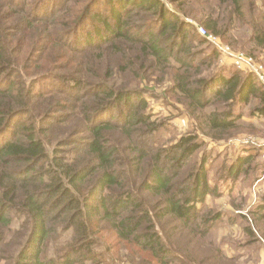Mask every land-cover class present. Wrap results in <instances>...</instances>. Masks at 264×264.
I'll return each instance as SVG.
<instances>
[{"label":"trees","instance_id":"trees-1","mask_svg":"<svg viewBox=\"0 0 264 264\" xmlns=\"http://www.w3.org/2000/svg\"><path fill=\"white\" fill-rule=\"evenodd\" d=\"M46 1L0 0V259L173 264L185 256L203 264L201 241L222 216L203 211L217 192L205 158L187 167L202 144L192 134L158 141L163 126L146 96L155 88L139 85L166 75L170 91L196 109L212 95L226 107L206 115L212 131L236 127L243 115L235 107L253 97V113L264 115L254 73L202 74L193 42L207 39L182 18H198L224 41L248 25L264 51V13L247 17L243 0H170L173 10L164 0H107V12L95 13L100 0H89L81 14L86 1L70 0L55 14ZM250 159L229 174H245ZM262 199L252 211L260 222ZM243 229L254 235L251 224ZM219 247L214 257L234 261Z\"/></svg>","mask_w":264,"mask_h":264},{"label":"rangeland","instance_id":"rangeland-1","mask_svg":"<svg viewBox=\"0 0 264 264\" xmlns=\"http://www.w3.org/2000/svg\"><path fill=\"white\" fill-rule=\"evenodd\" d=\"M84 1L86 3L82 6L81 14L89 3V0ZM164 1L170 10L177 8L170 0ZM70 2V0H47L46 6L50 7L49 10H53L56 14L60 7L69 5ZM73 2L69 7L75 6ZM258 2L259 4L255 8L249 9V0H243L247 17H259L257 14L264 13V0H258ZM100 3L94 9V12L106 13L107 0H100ZM214 5L217 6L216 3ZM218 12H223L224 15L227 14L223 7H220ZM182 18L192 24L197 33L199 27L205 28L198 18L189 16H182ZM87 23L86 29L91 27L90 21ZM192 30H194L193 27ZM251 35L252 29L248 25L239 24L238 27L235 25L230 33L231 41L225 40V42L221 37H218L236 52L251 55L264 65V51L252 44ZM199 36L201 35L199 34ZM193 43V46H195L194 50L202 52L198 56L196 63H202L201 70L204 76L209 77L216 69L217 71L223 69L224 74L227 76L238 70L244 74L248 73L226 61L220 52L207 40L205 42L196 40ZM167 47L169 48L168 45ZM213 55H216V58L211 62L209 58ZM156 74L163 75L161 71ZM139 86V88L143 86L155 88L152 94L146 92V96L151 111L163 126L156 133L158 141L170 144L177 141L182 135L192 134L197 135L198 141L202 144L201 148L189 161L187 167L192 171L196 168L199 161L203 157L205 158L204 163L208 171V183L215 185L217 192L207 195L203 211L211 210L222 216L219 224L212 229L207 238L201 241L203 244V249L200 253L202 263L264 264V232L262 230L264 221H258L252 214V211L256 210L257 206L263 202L262 196L264 194V115L253 113L254 106H259V100L253 97L249 104L235 107V111L237 113L240 112L243 117L233 129L224 132L221 130L212 131L206 121V115L213 110L226 109L223 104L217 103L212 95L203 98L204 101L211 99L204 108L196 109L194 106L189 108L188 102L181 99L179 93L176 94L170 91L171 85L169 77L166 75L160 77L154 75L150 82L141 80ZM210 91L207 94H210ZM26 119V117L19 118L16 126ZM10 135L13 136V134L9 133L8 136ZM242 157L251 158L245 165L247 166L246 173L232 177L229 174V168L239 165ZM246 222L254 228V235L249 236L245 233L243 227ZM210 242H213V247L217 246V252L221 251L220 244L223 252L229 258H235L232 259L234 261H230L227 258L222 259L218 256V253L217 257H214L216 248L212 249ZM187 247L193 250L190 245ZM187 258L183 256L179 259L178 257L173 264H192ZM0 264H11V262L6 259H0ZM116 264L123 263L118 262Z\"/></svg>","mask_w":264,"mask_h":264},{"label":"built area","instance_id":"built-area-1","mask_svg":"<svg viewBox=\"0 0 264 264\" xmlns=\"http://www.w3.org/2000/svg\"><path fill=\"white\" fill-rule=\"evenodd\" d=\"M198 33L205 37L207 41L220 52L221 56L226 61L232 63L240 70L254 73L264 85V65L256 58L242 52H236L229 45L224 44L218 36L209 33L204 27H199Z\"/></svg>","mask_w":264,"mask_h":264}]
</instances>
